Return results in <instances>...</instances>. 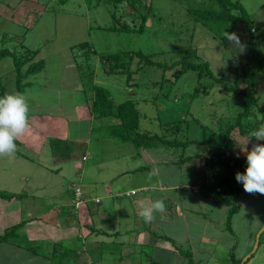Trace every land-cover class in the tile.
<instances>
[{"label":"rangeland","instance_id":"1","mask_svg":"<svg viewBox=\"0 0 264 264\" xmlns=\"http://www.w3.org/2000/svg\"><path fill=\"white\" fill-rule=\"evenodd\" d=\"M32 1L34 2L29 5L33 10H29V15L22 25L11 21L12 16L5 15L3 17L0 15V51L8 49L14 54L16 53V57H21V49L39 50L38 57L45 60L44 69L34 76L30 75L25 78L24 82L29 83L23 89L24 91L22 90L29 105L28 116L30 117L31 112L33 113L37 109H40V113L46 110L57 111L54 118L56 128L63 137L67 136L66 139L75 138L76 135L80 136L81 131L89 128L91 132L95 131L90 135L91 139H95L97 135L103 134L104 126L102 125L105 124L109 125L105 126L108 133L114 132V130L117 132L116 140L111 139L109 134L106 136L105 133L106 138H110L113 143L121 144L119 140V135L122 132L120 120L111 116L94 118L93 114L91 115L92 110L86 108L85 99L87 98L89 103V98L85 92L90 96L94 85L108 89L114 104L128 100L136 102L141 132L161 134L163 128L160 121L184 119V126L187 128L184 134L178 138L202 141L191 144L185 151L186 155L202 154L206 156L204 140L214 146H219L221 143L220 130L227 123L233 121L236 114L243 109L242 100L238 97L234 98L233 93L226 90L225 86L226 83L228 85L235 83V78H233L235 72L232 69H235L237 65L236 68L239 70L245 61L248 50L245 41L249 39V34L244 25H238L234 31L239 37L241 49L231 41L223 44L203 24L194 23L187 12L189 3L186 0H136L138 2L134 13L127 4L129 3L127 0L118 5L109 0ZM190 1L195 6H200L207 3L208 0ZM236 1L244 5L254 21L252 31L255 35L254 45L257 49L254 60L258 61L264 55V0ZM22 3L24 0H0V14L5 13V10L7 13L13 11L16 6ZM149 7L151 10L143 31L112 28L113 26L119 28L125 24L130 28L139 27L141 14L147 13ZM85 42L94 50V52H89V56L84 54V50L89 48L82 49L80 47V44ZM22 44L25 45L24 48H21ZM190 47L196 51L201 60L209 63L215 77H223L224 81L210 78L207 75L199 77L198 73L192 70L175 78L173 73L177 66L165 70L166 65L164 67L145 65L142 69L132 73L128 81L127 74L107 72L106 66L101 60L102 56L111 53L141 51L145 54L155 53L153 60L169 65L181 59L185 50ZM14 58L15 56L11 55L0 57V92L3 87L4 94L16 93ZM138 61L139 58L135 57L130 65L132 71L137 70ZM47 75L50 82L48 79L46 80ZM256 79L255 92L261 96L258 108H256V115L261 118L264 109V98L262 97L264 94V72H258ZM46 83L49 84L47 89ZM59 83L63 84L59 86ZM92 83L93 85H90ZM238 84H241V80L238 81ZM39 85H41L40 89H38ZM197 87L199 90L195 93ZM78 107L84 112L76 115ZM88 115H91V118H88ZM36 119L33 120L36 121ZM39 123H35V126ZM261 126H264V120ZM42 132L44 133L43 129ZM233 135L236 155H244L241 152L243 147L251 149L254 144H264V141L257 140L255 137L241 136L237 131ZM23 138L27 140L24 136ZM129 142L131 141L126 142L127 148L133 145V142ZM16 145L15 153L0 155V191L7 195L12 192H23L22 188L28 184L27 176L33 171V167H37V164L33 166L28 162L29 160L21 157V153H18L19 151L28 154L25 147L21 144ZM76 149L75 160L79 163L81 155L86 151L79 147ZM143 150L146 151L148 160L157 158L160 150L163 151L162 157L164 158L168 156L166 152H171L165 146L143 148ZM175 150L177 155L181 153L180 149ZM197 158L199 157L193 158L191 162L184 165L177 163L173 166L156 167V170L159 171L157 181L151 178L154 177L151 174H144L152 188L147 191H139L135 196H126L124 193L123 197L115 199L120 203L118 210L121 211L120 215L117 210L119 216L116 225L110 226L115 221L112 222L111 215L109 218L106 215L102 218L100 215L104 222L110 223L104 224L107 228L106 231L113 233L114 237L112 238L116 240L115 243H109V236L101 234L103 227L102 224H98V237L105 236L104 238H106L94 242L99 243L98 251L93 250L94 255L96 256V253L98 255V252L103 254L99 259V264H151V262L187 264L189 257L193 260V264H231V254L234 253V257L241 262L252 252L256 236L264 228V194L246 193L242 184L238 182L237 185L241 189L238 204L241 208L232 218V232L230 233L226 230L228 207L225 204L216 205L209 199H203L191 191L184 194L176 193L171 189L160 190V176L165 178L162 184L166 186L183 184L190 187L201 176L199 173L203 171L201 170L203 167L206 169L205 172L208 171L204 159ZM44 159L46 158L42 156L40 161ZM83 161L81 165L89 164L91 159L87 162ZM132 161L135 166L146 165L143 156ZM53 173L49 171L48 174L41 175L40 181L47 182L46 189L59 191L60 181ZM18 177H22V179ZM31 183H33V179ZM57 197L59 199V196ZM53 198L54 195L51 199L44 200L45 204L55 202ZM156 199L166 200L165 211L154 213L153 221L145 223L140 216L142 206L148 207ZM61 201H63L62 198ZM106 202L110 204L111 200ZM171 202L180 207L177 210H180L181 214L176 217L174 211L177 210L170 208ZM69 209L70 205H67L66 210ZM172 212L174 213L171 214ZM168 214L171 215L168 216ZM23 217L26 216L23 214ZM48 219L50 220V218ZM81 221L82 224L89 223L85 217L81 218ZM61 226L68 227L67 224ZM5 229H0V234ZM24 232L25 230L22 231L18 227L19 239L9 236L10 242L8 243L27 244L30 239ZM164 236L170 239H163ZM139 239L141 243H139ZM143 240L144 242H142ZM118 241L120 242L117 243ZM259 241L257 250L245 264H264V230L261 232ZM88 242L89 240L77 239L74 246H69L67 241L65 245L83 248V245L86 246ZM129 243L131 244L129 245ZM43 249L45 247L42 245L40 251ZM184 253H188L190 256H185ZM84 262L85 258H81L78 264H85Z\"/></svg>","mask_w":264,"mask_h":264},{"label":"crops","instance_id":"2","mask_svg":"<svg viewBox=\"0 0 264 264\" xmlns=\"http://www.w3.org/2000/svg\"><path fill=\"white\" fill-rule=\"evenodd\" d=\"M32 2L34 1L24 0V3L16 6L13 11L11 10L7 13L5 10V13H1L0 15L3 17L5 15L12 16L13 18L11 21L22 25L29 15V10H33L29 5ZM48 78L47 75L46 80ZM48 82H50L49 79ZM62 84L63 83H59V86ZM90 85H93V83ZM40 87L41 85L38 86V89H40ZM45 87L47 89L49 84L46 83ZM85 95L89 98V103L87 98L85 99L87 102L86 108L91 109L94 90L90 96L87 92H85ZM109 99H111V97ZM60 104H62V102H60ZM39 110L37 109L33 113L31 112L30 117L28 116V129L22 136L17 138L18 142H15L16 144L23 145L26 151H28V154L18 151V153L22 154L21 157L25 160H29L28 162L33 164V166L37 164V167H33V171L27 176L28 179H26L28 184L22 188L23 192H12L15 196L10 199L4 200L3 198H0V229L3 230L7 227L16 226L21 223L18 227H20L22 231L25 230L24 234L30 239L29 241L33 244L35 243L39 250L42 245L45 247V249L41 250L45 255L34 253L26 248L16 247L13 244L0 243V264H52V261L46 257V255H52L56 245L66 246V241L69 246H74L77 239H81V241L89 240V242L86 246L83 245L78 258L79 260L72 264H78L81 258H85V264H99V259L103 254L98 252V255L97 253L96 256L94 255L93 250H96L97 252L99 247V243L96 244L94 242H97V240H105V236H109V243H115L116 240L112 238L114 237L113 233L106 231L107 228L104 224L110 223L104 222L100 215L102 218L104 215L108 216V218L109 215H111L112 222L115 221L113 224H110V226L112 227V225H116L118 222V216L119 214L121 215V211L118 210L120 203L115 199L117 197H123L124 193H126V196H135L139 191L150 190L152 186H150L151 184L148 183V178L144 174H151V176H154L151 178L154 181H157L159 171L156 170V167L161 165L173 166L174 164H177L175 162L177 156L175 152L170 149L171 152H166L168 156H165L166 158H164L162 157L163 151H161L163 148H160V154L158 153L157 158H150V160H148L146 159V151L141 147L135 146L133 143V145H130V148H127V141L124 142L121 141V139H119L121 144L113 143L111 139H115L117 132L114 130V132L110 131L108 133L106 131L107 129L105 130V126L108 127L109 125L105 124L102 125L104 126V130H102L103 134H100L101 136L97 135L95 139H91L90 135L95 131L92 130L91 132L90 128L81 131V135L79 132L80 136H75V138L80 139H75L74 137H72V139H66L67 136L63 137L56 128L54 118L57 111L50 112L49 110H46L45 112L42 111V113H40ZM76 112V115H78L84 112V110H81L78 107ZM116 112V109H114V114H116ZM92 114L94 118H96L93 112L91 115ZM42 115L43 117L41 118ZM91 115H88V118H91ZM111 117L115 118V116ZM34 118H37L36 121L33 120ZM38 122L40 123L35 126V123ZM42 129L44 130V133L42 132ZM105 133L106 136L109 134L111 139L106 138ZM23 136L27 140H25ZM84 139L86 140L84 141ZM27 142L29 144H25ZM77 147L86 151L81 155L82 157L80 158L79 163L75 160ZM42 156L46 159L40 161ZM142 156L145 161L148 160L146 161V165L140 167L135 166L132 160H135L137 157L141 158ZM237 156L244 159V155L240 156L238 154ZM89 159H91L89 164L81 165L83 160V162H87ZM17 167L16 170L18 169ZM2 171L5 172L4 170ZM49 171L54 172L53 174L59 178V191L57 189L54 191L46 189L47 182L40 181V176L48 174ZM159 178V181H161L159 184L161 191L171 189L176 193H180L179 189L191 188L193 194L200 196L196 193V181L195 184L193 183L190 187L184 186L183 184L166 186L165 184H162V181H164L165 178L162 176ZM19 179H22V177ZM32 179L33 183H31ZM35 180L38 181L36 182ZM76 188L80 189V199L83 201L79 205L76 204ZM53 195L55 202L45 204L44 200L51 199ZM57 196H59V199ZM61 198L63 201L60 202ZM95 199H99V202L97 203L94 201ZM107 200H111L110 204L106 202ZM164 202L167 204L166 200ZM210 202L212 203V201ZM67 205H70L69 210H66ZM169 206L174 210L180 208L173 202H171ZM117 210L119 211V214ZM174 212H176L174 214L175 217L178 216V214H181L180 210ZM23 214L26 217H23ZM171 214H168V216ZM83 217L87 218L89 223L82 224L81 218ZM48 218H50V220ZM60 224H67L68 227L63 228ZM98 224H102L103 228H101V234L105 235L103 238L98 237ZM116 234H119V232H116ZM140 239L139 243H141ZM119 242L120 241L117 243ZM142 242H144V240ZM130 244L131 243H129V245Z\"/></svg>","mask_w":264,"mask_h":264},{"label":"trees","instance_id":"3","mask_svg":"<svg viewBox=\"0 0 264 264\" xmlns=\"http://www.w3.org/2000/svg\"><path fill=\"white\" fill-rule=\"evenodd\" d=\"M114 2L115 5L125 2L126 0H109ZM127 3L135 12V6L138 1L136 0H127ZM189 5L187 6V12L190 15V18L193 19L194 23L203 24L215 37L220 39L223 44L228 43L226 37L223 36L224 32L234 33L236 27L240 24L244 25L249 34V39L245 41V44L248 47V50L245 55V61L242 63L241 68L238 70L235 66V69H232L235 72L233 78H235V83L227 85L226 90L232 92L235 96L238 97L243 102V109L236 114V117L233 121H230L223 127L220 132L221 143L219 146H214L212 143L204 140V148L207 150L206 156L202 154L195 155H186L185 151L189 146L196 142H202L186 138L184 140L179 139L178 137L181 134H184L186 128L184 126V119L174 120V121H165L161 122L160 125L163 128L161 134H152L148 131L141 132L139 130V111L136 107V102L134 101H125L120 104H114L110 98V92L108 89L95 86L94 85V95L91 103V110L94 113L95 117L103 118L109 116H115L120 120V127L122 132L119 137L121 141H131L137 147L143 148H158L160 146H165L166 148L172 149L176 154L175 149H180L181 153L176 154L177 159L176 163L184 165L187 162H191L193 158L197 156L202 158L204 156V162L208 166V171L203 167L201 173L195 181L197 184L196 193L201 197L209 199L214 204H225L228 207L226 215V230L230 233L232 232L231 222L233 216L240 211V205L238 204V199L240 197L241 189L237 185L238 182L235 180L236 172H243L246 161L245 159L238 157L234 151V139L233 134L237 131L241 136L249 137L250 133L253 130L261 127V123L264 120V109L262 110L263 114L261 118H258L256 115V108H258L260 97L256 94V76L257 73L262 71L264 72V55L256 60V47L254 45L255 35L253 33L254 21L251 19L250 14L244 5L236 0H208L207 3H204L200 6H195L190 0H186ZM151 7L145 14H141V22L139 27L130 28L125 24V26L116 27L113 26V29H126L133 31H143L145 23L149 17ZM130 12V14H132ZM21 48L25 47L24 44L20 45ZM82 49L89 48L84 50L89 56V52H94L92 46L85 42L80 44ZM22 50V56L16 57L12 51L8 49H1L0 57L4 58L9 55L15 56L14 65L16 70V79L15 87L16 93H22V90L29 83L24 82L25 78H28L30 75H35L43 71L45 66V60L42 57H38L39 50H32L30 48H25ZM184 56L174 61L171 64L161 63L153 60L155 53L145 54L141 51H126V52H116L107 54L101 57V60L106 66L105 70L110 73H124L128 75V81L131 78V74L137 72L139 69H142L145 65L150 66H161L166 65L165 70L169 68H175L173 76L175 78L180 77L181 74L186 73L189 70L196 71L199 77L207 75L210 78H215L221 81H224L223 77L216 78L210 69L209 63L200 59L196 54V51H193L192 47L185 50ZM257 55V54H256ZM139 58L138 67L136 71H132L130 68L131 63L135 59ZM92 75V74H91ZM240 78V79H239ZM241 80V84H238V81ZM243 84V85H242ZM0 96L5 95L3 87L1 88ZM199 88H195V93H197ZM24 91V90H23ZM264 92V90H263ZM264 98V94L262 96ZM114 109H116V114H114ZM254 138V137H251ZM18 142V139L15 141ZM197 158V159H199ZM201 162V161H200ZM208 174V175H207ZM195 184V182H194ZM180 193H188L191 191V188L179 189ZM15 194H9L0 191V198H13ZM23 223V222H22ZM18 225L8 227L0 234V243H8L9 236L17 237ZM93 228V227H92ZM94 229V228H93ZM160 237V236H159ZM158 237V238H159ZM19 239V238H18ZM163 239L169 240V237L164 236ZM21 242V241H20ZM13 244L16 247L26 248L34 253L43 254L39 250L38 246L31 241H28L27 244L23 243H8ZM260 244V241H259ZM81 247H68L63 245H56L55 249L51 254L46 255L51 261L52 264H72L77 261L80 255ZM185 256H190L188 253H184ZM232 255L231 264H240ZM248 260V259H247ZM246 263V262H245ZM151 264H158L151 262ZM187 264H193V260L189 257Z\"/></svg>","mask_w":264,"mask_h":264},{"label":"clouds","instance_id":"4","mask_svg":"<svg viewBox=\"0 0 264 264\" xmlns=\"http://www.w3.org/2000/svg\"><path fill=\"white\" fill-rule=\"evenodd\" d=\"M223 36L242 49L239 37L235 33L224 32ZM28 113L29 105L24 94L0 96V155L15 153L17 149L15 141L29 127ZM251 137L264 141V126L253 130L249 138ZM241 152L244 153L246 166L243 172L235 173V180L242 184L246 193L264 194V144H254L251 149L243 147ZM96 202L98 203L99 199ZM165 207L164 200H153L150 206H142L140 216L145 223H151L154 213L165 211Z\"/></svg>","mask_w":264,"mask_h":264},{"label":"water","instance_id":"5","mask_svg":"<svg viewBox=\"0 0 264 264\" xmlns=\"http://www.w3.org/2000/svg\"><path fill=\"white\" fill-rule=\"evenodd\" d=\"M264 230V228L262 229V231ZM262 231H260L258 234H257V236H256V239H255V245H254V248H253V250H252V252L248 255V256H246L242 261H241V263L240 264H245V262L247 261V259L257 250V247H258V245H259V238H260V235H261V232Z\"/></svg>","mask_w":264,"mask_h":264},{"label":"built area","instance_id":"6","mask_svg":"<svg viewBox=\"0 0 264 264\" xmlns=\"http://www.w3.org/2000/svg\"><path fill=\"white\" fill-rule=\"evenodd\" d=\"M85 159V157H84ZM75 194H76V197H77V202L76 204L79 205L80 203H82L83 201L80 199V196H81V191L79 188H76L75 189ZM96 201H98V199H96Z\"/></svg>","mask_w":264,"mask_h":264}]
</instances>
